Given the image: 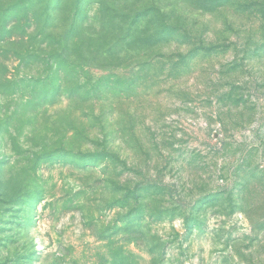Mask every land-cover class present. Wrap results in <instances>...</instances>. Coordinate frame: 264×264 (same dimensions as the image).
<instances>
[{
	"label": "rangeland",
	"instance_id": "374dc122",
	"mask_svg": "<svg viewBox=\"0 0 264 264\" xmlns=\"http://www.w3.org/2000/svg\"><path fill=\"white\" fill-rule=\"evenodd\" d=\"M0 264H264V0H0Z\"/></svg>",
	"mask_w": 264,
	"mask_h": 264
}]
</instances>
